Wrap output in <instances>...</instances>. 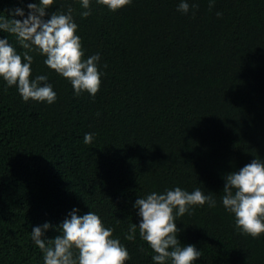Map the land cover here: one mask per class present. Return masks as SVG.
<instances>
[{"label":"trees","instance_id":"1","mask_svg":"<svg viewBox=\"0 0 264 264\" xmlns=\"http://www.w3.org/2000/svg\"><path fill=\"white\" fill-rule=\"evenodd\" d=\"M37 2L0 0V18ZM179 3L131 0L112 12L90 0L83 18L80 0H55L48 11L72 9L84 58L100 55L95 97L76 95L35 51L31 79L46 75L55 103L25 102L0 79V264H43L32 229L48 223L53 239L74 209L114 229L125 264H154L138 228L126 238L141 220L135 203L176 187L216 199L176 218L181 246L202 253L194 264H264V234H242L221 201L225 175L264 161V0L211 10L188 0L187 14ZM0 38L23 56L14 36Z\"/></svg>","mask_w":264,"mask_h":264},{"label":"clouds","instance_id":"2","mask_svg":"<svg viewBox=\"0 0 264 264\" xmlns=\"http://www.w3.org/2000/svg\"><path fill=\"white\" fill-rule=\"evenodd\" d=\"M110 11L116 12L131 3V0H96ZM55 0H38L27 5L28 12L14 9L6 18H0V31L14 36L24 49L17 54L8 39L0 38V79L9 88L15 86L25 102L29 100L55 103L57 95L46 75L31 79L35 51L45 57L44 64L61 77L70 81L76 95L87 92L95 97L101 87V73L97 64L100 55L84 58L82 42L77 35L78 26L72 17V9L51 12ZM85 11L83 18L91 15L90 0H80ZM211 10L216 0H208ZM188 0H180L178 11L187 14ZM222 15L217 12V16ZM21 17L16 19L15 17ZM26 61V62H25ZM106 67V65H105ZM93 134L86 133L84 143L90 144ZM225 185L221 196L223 207L235 217L236 228L244 235L257 238L264 234V161L254 159L239 171L224 176ZM216 206L214 195H206L200 188L192 192L180 187L152 192L138 198L135 207L141 218L139 225L131 224L127 239H134L139 230L141 239L148 243L155 255L154 264H194L202 253L194 245L181 246L176 218L190 213L194 206ZM78 209L62 222L53 239L44 233L52 228L45 223L34 227L31 239L43 253V264H125L129 252L118 238H113L114 229L104 226L102 219L90 211L78 215ZM143 249H141L142 251Z\"/></svg>","mask_w":264,"mask_h":264}]
</instances>
